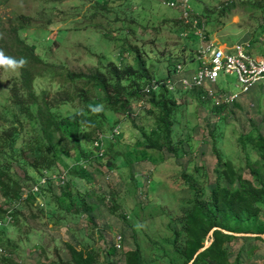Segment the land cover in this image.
Listing matches in <instances>:
<instances>
[{"label":"rangeland","instance_id":"374dc122","mask_svg":"<svg viewBox=\"0 0 264 264\" xmlns=\"http://www.w3.org/2000/svg\"><path fill=\"white\" fill-rule=\"evenodd\" d=\"M226 4L228 9L222 11L220 7ZM190 6L221 47L240 43L244 48L248 42L247 52L261 54L258 37L264 36V0H190ZM19 14L33 21L20 35L45 61L63 70L103 71L110 62L135 67L130 44L142 50L152 77L169 76L177 65L183 69L198 66L194 60L196 38L180 34L182 29L176 26L179 10L159 0L0 1L3 19ZM253 46L258 48L256 53ZM18 74V70L0 69V127L11 123L6 108L13 105L11 87ZM46 75L35 80L34 90L53 97V110L59 116L105 102L103 93L83 102L73 87H58V82ZM215 88L222 89L219 103L200 98L196 89L169 93L177 103L171 117L169 147L160 149L144 148L140 128L148 131L156 115V111H149L146 97L140 99L143 102L132 101L134 121L125 119L119 109L106 111L110 119L103 134H110L115 123L125 127L119 138L106 141L103 157H94L93 152L79 160L76 148L58 154L51 172L64 175L70 195L62 184L52 181L33 200H23L25 193L21 201L0 196V206L5 209L0 219L7 221V214L12 213L0 231V255L21 264H73L66 247L69 244L92 252L94 264H124V251L133 248H138L144 264H180L176 248L183 244V213L196 192L208 197L222 167L217 155L253 181L251 166L264 174L255 146L258 134L264 135V85L258 83L225 102L226 95L239 91L233 72L220 73ZM57 96L66 98L57 102ZM217 104L221 107L215 109ZM31 109L34 113V105ZM2 151L0 162L8 161L12 175L22 177L23 170L9 158V149ZM41 173L27 169L31 180L25 181V192L29 193ZM71 196L81 205L77 214L70 206ZM82 201L92 207L86 208ZM117 235L121 236V247L108 251ZM256 263L264 264V259Z\"/></svg>","mask_w":264,"mask_h":264},{"label":"trees","instance_id":"16d2710c","mask_svg":"<svg viewBox=\"0 0 264 264\" xmlns=\"http://www.w3.org/2000/svg\"><path fill=\"white\" fill-rule=\"evenodd\" d=\"M39 1L55 4L60 0ZM228 6L229 4H226L220 8L223 11L228 9ZM32 24L33 21L28 15L19 14L12 19H3L0 15V51L6 57L26 60V64L18 69L17 81L11 87L13 105L6 108L11 116V123L0 127V153L4 148L9 149L11 152L9 158L16 161L23 170V174L20 178L14 177L10 172L9 162H0V196L2 198L8 201H21L23 193H26L24 183L26 180H31L27 169L39 173L44 169L54 171L59 153L64 154L76 148L79 160L89 157L93 152L94 157L100 158L95 153L93 140L99 135H105L103 134L104 126L110 119L105 112L119 109L124 112L125 119L134 121L130 109L133 100L146 97L149 111L152 113L156 111L148 131L140 128L145 138L144 148L169 147L171 117L177 101L169 95L174 91L166 88L151 91L147 96L142 93L143 85L153 77L140 48L135 44L129 45V50L134 53L135 67L110 62L103 71L99 69L63 70L60 65L45 61L35 47L20 35ZM176 26L179 31L186 29L180 21L176 23ZM207 32L209 33L208 29ZM250 51L248 50L247 53L251 54ZM45 75L47 79L57 81L58 87L63 85L73 87V91L83 102H87L89 97L99 96V93H103L105 102L87 104L79 111L59 116L53 110L55 105L53 97L46 91L36 93L34 90L35 80ZM196 91L201 98V89ZM58 95L61 96V92ZM59 96L56 97V100H59L57 102L66 98L60 99ZM32 105H34V113L31 109ZM220 105H214L215 109L220 108ZM116 125L118 124L115 123ZM124 127L125 125L119 123V132ZM22 133H25V137L19 145H16ZM29 133H31L30 136H28ZM118 135L104 139L103 155L106 141L117 138ZM90 145L92 150L89 149ZM255 146L259 150V159L264 167V135L261 133L255 139ZM217 161L222 163V167L217 170L218 175L209 190L208 197L204 198L196 192L195 196L188 201L189 206L183 213V244L180 248H176L177 256L182 259L180 264H257L258 260L264 259V248H261L264 246V238L258 235L264 233V174L251 166L250 175L253 181L237 173L229 160L222 161L221 156L217 155ZM220 179L223 180L220 181ZM51 185L52 181H48L40 186V192H29L23 200H33L41 194L42 190ZM61 186L66 189L67 195H70V184L64 182ZM75 200L76 198L71 196L69 203L77 214L80 212L81 205H78ZM82 204L86 208L92 207L84 201ZM2 213H5V209L0 206V214ZM212 227H218L212 231V241L195 255L196 251L203 246ZM222 229L230 232L257 233V235L238 236L226 233ZM173 242H176V237ZM66 247L73 264H94L96 259L92 252L83 251L69 244ZM109 250L115 251L116 247L110 245ZM123 256L124 264H144L138 248L127 249ZM0 264L21 263L0 255Z\"/></svg>","mask_w":264,"mask_h":264},{"label":"built area","instance_id":"2783aa9c","mask_svg":"<svg viewBox=\"0 0 264 264\" xmlns=\"http://www.w3.org/2000/svg\"><path fill=\"white\" fill-rule=\"evenodd\" d=\"M159 1L165 6L179 10L178 20L186 28L180 34L196 38L198 44L195 49L194 60L197 61L198 66L183 69L181 65H177L171 75L162 78L153 77L142 87V93L145 96L159 88H166L169 91L201 89V98L214 99L215 103H219V92L222 89H217L215 86L220 73L231 74L234 72L237 75L239 91L226 95L224 97L225 102L233 101L239 94L248 92L258 83L264 85V36L260 37L262 54L259 56H252L247 53L248 42H245L244 48L240 43H234L230 47L224 43V47H221L215 39L210 38L205 21L200 14L193 11L190 0ZM140 101L143 102V100ZM118 134L119 125H116L110 134L99 135L95 138L93 140V146L96 148L95 153L102 156L104 139L112 138ZM48 181L63 184L65 182L64 175L44 170L30 187L29 192H40V186ZM10 217L11 215L7 214V221L0 219V228L8 222ZM114 246L116 248L121 247L120 235L115 237Z\"/></svg>","mask_w":264,"mask_h":264},{"label":"clouds","instance_id":"9594fccd","mask_svg":"<svg viewBox=\"0 0 264 264\" xmlns=\"http://www.w3.org/2000/svg\"><path fill=\"white\" fill-rule=\"evenodd\" d=\"M26 64V60L21 58L16 60L11 57H6L2 51H0V67L5 68L6 70L16 71L19 68L23 67Z\"/></svg>","mask_w":264,"mask_h":264},{"label":"water","instance_id":"95a60500","mask_svg":"<svg viewBox=\"0 0 264 264\" xmlns=\"http://www.w3.org/2000/svg\"><path fill=\"white\" fill-rule=\"evenodd\" d=\"M215 229H218V227H212V229L208 232L207 234V239L204 241V244L202 247H200L195 255L199 252V251H202L203 249H205L209 244L210 242L212 241V237H211V234H212V231L215 230ZM222 231L226 232V233H232L234 235H238V236H256L257 233H251V232H230V231H227V230H224L222 229ZM260 237L264 238V233H260L258 234ZM194 255V256H195Z\"/></svg>","mask_w":264,"mask_h":264},{"label":"crops","instance_id":"0c3cea01","mask_svg":"<svg viewBox=\"0 0 264 264\" xmlns=\"http://www.w3.org/2000/svg\"><path fill=\"white\" fill-rule=\"evenodd\" d=\"M260 37H258V41L260 42ZM256 50H258V48H254V46H253V49H252V51H253V53H256ZM261 54H262V49H261ZM260 54V55H261ZM253 56V55H252ZM255 56H259V55H255Z\"/></svg>","mask_w":264,"mask_h":264}]
</instances>
